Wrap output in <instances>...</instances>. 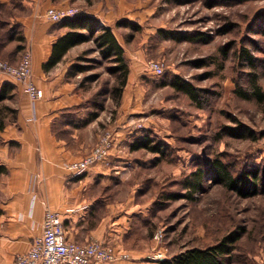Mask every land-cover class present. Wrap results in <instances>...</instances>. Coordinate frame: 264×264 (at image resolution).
Returning a JSON list of instances; mask_svg holds the SVG:
<instances>
[{
  "label": "rangeland",
  "instance_id": "obj_1",
  "mask_svg": "<svg viewBox=\"0 0 264 264\" xmlns=\"http://www.w3.org/2000/svg\"><path fill=\"white\" fill-rule=\"evenodd\" d=\"M222 1L0 0V41L7 37L9 27L14 33L0 46V58L11 63L18 62L20 51L27 47L25 31L30 30L35 15L51 6H72L80 14L96 17L99 24L112 28L123 47L129 77L119 95L113 92L118 76L109 69L114 63L102 58L91 41L70 50L66 59L73 63L66 70L82 93L84 119L97 117L85 130L84 143H98L103 130L112 126L114 147V126L109 121L116 118L121 105L122 115L127 109L124 119L130 126V143L145 137L162 148L163 154L145 150L153 154L148 164L136 166L128 180H112L120 188L122 201L131 194L136 203H144V215L138 210L130 221L146 236L137 245L145 248L139 256H147L155 247L170 258L240 229L243 234L228 264H264V185L259 184L255 195L242 196L207 173L203 189L193 193L195 200L183 195L165 197L186 191L181 190L183 175L204 170L214 158L227 161L236 171L264 166V34L258 30L261 22L254 19L264 11V0ZM62 21L53 25L58 27ZM22 34L25 41L20 49L15 37ZM243 46L256 57L255 67L240 55ZM150 60L163 64L159 77L147 68ZM80 66L83 71L77 70ZM252 74L257 76L261 99L250 93ZM176 76L199 89L201 100L196 102L167 84ZM25 101L18 87L0 101V143L15 126ZM233 119L250 127L257 138L223 133V125L235 124ZM158 231H163V237L156 242ZM146 256L143 263L132 256L127 262L158 264Z\"/></svg>",
  "mask_w": 264,
  "mask_h": 264
},
{
  "label": "crops",
  "instance_id": "obj_2",
  "mask_svg": "<svg viewBox=\"0 0 264 264\" xmlns=\"http://www.w3.org/2000/svg\"><path fill=\"white\" fill-rule=\"evenodd\" d=\"M35 16L25 36L31 51L32 77L43 96L35 103V118L30 117L25 96L26 104L15 126L8 129L4 143H0V165L7 169L0 175V264H12L15 255L30 248L33 238L42 231L46 206L59 212L68 239H99L143 263L146 254H136L145 249L137 245L146 236L143 231L140 236L131 232L134 224L130 221L138 210L144 215V203H136L131 194L122 201L120 188L112 180H128L132 171L148 164L154 153L131 149V130L124 119L127 109L122 115L120 105L116 118L109 121L116 139L109 163H95L80 175L67 170V163L86 155L97 144L84 143L85 130L97 117L84 119L82 93L66 70L73 63L66 58L75 46L52 69L43 70L53 42L66 28L54 26L44 12ZM3 82L22 91L15 79L0 73ZM129 259L117 264H128Z\"/></svg>",
  "mask_w": 264,
  "mask_h": 264
},
{
  "label": "trees",
  "instance_id": "obj_3",
  "mask_svg": "<svg viewBox=\"0 0 264 264\" xmlns=\"http://www.w3.org/2000/svg\"><path fill=\"white\" fill-rule=\"evenodd\" d=\"M244 1L247 0H223L222 2L241 3ZM254 19L261 22L262 26L258 30L261 34H264V11L256 13ZM126 24L131 27H136L132 23ZM61 25L66 28V32L53 42L50 56L42 65L43 70L49 71L56 66L70 48L91 41L102 58L114 63L109 69L113 74H117L118 76V85L113 88V92L119 95L123 87L126 85L129 75V66L124 55V49L117 40L112 28L99 24V20L96 17L87 14H79L75 17L65 19L62 21ZM9 29V33L6 35L7 37L5 40L3 42L0 41V46L6 41L8 42L10 39L14 38L13 29L11 27H9ZM17 36L18 37H15V39L19 40L22 44L19 45V48L23 49L25 37L23 34ZM22 51L23 50L20 51V55ZM240 55L245 59L249 66L255 67L257 59L249 49L244 46L241 47ZM77 70L83 71L81 66L77 67ZM249 82L251 88L250 93H253L257 98L261 99V88L257 83V76L254 74L250 75ZM167 84H171L175 89L187 94L196 102L201 100L198 93L199 89L193 87L188 81L178 76L169 80ZM14 89L15 85L10 82L0 83V101L5 99L7 94ZM242 94L244 97L249 96L246 92H243ZM233 121L235 122L233 125H223V133L236 138H257V134L250 127L238 122L236 119H233ZM2 127L3 126L1 125L0 130ZM130 147L133 151L139 150L145 152L146 150L156 154H163L159 143H151L150 139H146L145 137L141 140L132 142ZM6 172L7 169L0 165V175ZM207 173L212 180H215L226 189L234 191L242 196L255 195L259 184L264 185V166L256 168L244 167L240 171H236L230 167L227 161L214 158L211 161L210 166L204 170L198 168L183 175L180 180L182 187L181 190L186 191L182 194L167 193L165 197L170 198L183 195L191 200H195L193 193L203 189L202 181ZM154 185L157 186V184ZM104 187H108V185H104ZM131 232L139 236L141 235L137 226H133ZM242 234L243 231H240V229H232L224 233L213 243L201 247H190L170 258L158 261V264H228L229 259L236 248V243L239 241Z\"/></svg>",
  "mask_w": 264,
  "mask_h": 264
},
{
  "label": "built area",
  "instance_id": "obj_4",
  "mask_svg": "<svg viewBox=\"0 0 264 264\" xmlns=\"http://www.w3.org/2000/svg\"><path fill=\"white\" fill-rule=\"evenodd\" d=\"M78 9L72 6L48 7L44 16L52 23H58L79 15ZM154 76L159 77L164 72V66L157 60L146 64ZM0 73H4L17 81L22 92L28 98L30 117L36 116V101L43 96L32 77V62L30 48H25L19 61L11 63L0 59ZM113 148L112 130L104 129L98 143L84 156L67 163V170L73 175H80L95 163L108 164ZM163 231L154 234L156 242L161 241ZM158 249V250H157ZM129 259L127 252L118 250L113 244L99 239L76 242L67 238L66 230L59 212L45 207L42 221V231L33 238L30 248L15 255L12 264H117ZM150 261L166 259L162 248H153L146 256Z\"/></svg>",
  "mask_w": 264,
  "mask_h": 264
}]
</instances>
